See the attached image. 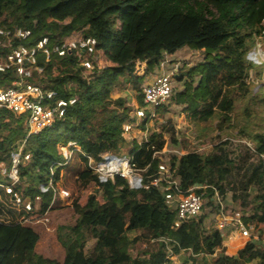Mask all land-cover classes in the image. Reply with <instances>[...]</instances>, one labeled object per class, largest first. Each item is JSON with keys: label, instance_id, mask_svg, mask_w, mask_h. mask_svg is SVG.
<instances>
[{"label": "trees", "instance_id": "obj_1", "mask_svg": "<svg viewBox=\"0 0 264 264\" xmlns=\"http://www.w3.org/2000/svg\"><path fill=\"white\" fill-rule=\"evenodd\" d=\"M1 18L0 25L6 29L31 30L30 38L23 42L26 45L43 36L53 41L71 34L95 37L97 49L111 65L100 69L94 62L95 69L86 73L72 53L52 56L46 62L39 58L45 69V79L40 80L58 97L76 95L77 101L62 120L26 139L24 151L30 158L19 164L14 189L21 191L20 181L26 178L30 184L24 193L33 206L36 195L47 196L40 193L39 185L59 178L64 158L58 146L74 141L83 152L72 156L83 165L77 170V179L82 186L94 182L102 199L91 193L84 205L72 202L79 223L66 227L64 234L58 232L64 248L62 261L35 252L39 235L20 218L36 209L16 207L5 190L10 179L1 169L25 138L26 127L21 116L0 112V264H170L169 248L175 255L191 251L195 257H189L194 261L211 255L209 264H264V247L257 244L264 241V132L250 135L241 129L238 138L216 136L211 148L202 152L183 140L184 153L169 157L182 188L206 186L197 190L205 192L206 205L213 206L214 192L223 197L230 192L241 209H250L247 222L259 231L258 239L246 242L236 255L226 253L222 233L207 226V214L174 228L176 212L167 206L159 188L133 189L120 176L100 184L85 156L99 161L104 152L126 146L122 124L130 118L132 108L124 106L117 90L125 82H133L141 90L144 74L134 73L135 63H144L149 74L157 69L164 53L185 47L205 55L203 61L184 72L181 66L175 74L180 81L185 78V84L198 77L186 98L195 111L193 119L207 123L217 117L218 129L230 121L234 92L249 93L246 79L254 64L247 56L256 36L264 33V0H0ZM4 52L0 50V54ZM15 78L12 70L0 72V87ZM184 94L179 93L180 98ZM2 119H7L6 126ZM162 128L130 149L133 167L144 186L157 175L160 158L155 153L163 150L167 139L175 138L170 122ZM47 208L48 203H42L39 211Z\"/></svg>", "mask_w": 264, "mask_h": 264}, {"label": "built area", "instance_id": "obj_2", "mask_svg": "<svg viewBox=\"0 0 264 264\" xmlns=\"http://www.w3.org/2000/svg\"><path fill=\"white\" fill-rule=\"evenodd\" d=\"M118 24L119 21H117ZM31 36V30L17 28L13 31L0 25V50L5 51L0 54V72L12 70L16 78L10 85L0 87V112L8 111L24 119L26 136L22 143L10 152L9 164L2 167L1 172L10 179L5 190L10 194L16 206L32 210L36 208L31 201H25L23 195L15 191L14 185L19 181L18 166L21 162L28 161L30 153L24 151L26 139L38 134L41 130L53 126L62 120L68 107L77 101L76 95L62 98L58 97L55 90L49 88L45 79V69L40 65L39 58L44 62L52 56L62 57L72 53L76 62L88 73L95 69L94 62L98 63L99 54L97 49V39L92 36H81L71 34L53 41L48 36H43L35 44L26 45ZM168 53H164L154 74L148 82H144L141 87V105L134 106L130 118L122 124L124 135H128L129 140L134 142L135 136L132 132L142 133L140 139L135 144L140 145L149 137L146 129L138 130L143 121L156 118L158 110L166 105L173 93V81L175 74L180 69V64H174L170 73L165 72V64ZM145 64L137 61L134 72L141 73ZM59 151L68 162L75 153H82L79 145L74 141H69L66 145L59 147ZM177 153L175 150L165 149L156 152L160 158L157 166V175L152 178L148 185H143L141 175L134 169L130 152L127 154H116L114 151L104 152L101 160L95 161L87 156V166L96 175L100 184L107 180H113L115 176L124 178L129 187L139 189L141 187H156L163 194L168 207L175 210L173 227L178 228L184 222L202 214L205 203L206 186H191L184 189L180 185V180L174 176V169L170 164L167 153ZM52 178L48 183L39 186L40 193L53 192ZM62 194V195H61ZM41 194L36 195L35 200ZM60 196L67 199L69 193L61 191ZM214 204L209 206L206 219L207 226L219 230L221 233L230 231L239 234L248 242L251 239L257 240L256 229L247 222L248 212L239 206L233 208L227 201V196L223 197L218 192H214ZM34 208V209H35ZM168 257L172 256L171 248L168 249Z\"/></svg>", "mask_w": 264, "mask_h": 264}, {"label": "rangeland", "instance_id": "obj_3", "mask_svg": "<svg viewBox=\"0 0 264 264\" xmlns=\"http://www.w3.org/2000/svg\"><path fill=\"white\" fill-rule=\"evenodd\" d=\"M2 19L3 18L0 20ZM204 57L205 55H203L201 51L195 50L191 47H185L181 50V52L178 51L173 56H167L168 62L165 64V71L170 73L172 69L168 66L180 64L181 66H184L181 69L182 72H184L190 67L196 65L198 62L203 61ZM247 57L254 64L253 68L248 71V77L246 79L249 84V93L242 96L239 91L234 92L235 107L230 113V121L223 122L220 129L217 128L220 122V119L217 117H214L211 122L207 123L199 122L193 119L195 111L193 106H188L189 99L186 98L187 94L192 93L193 88L198 82V77H196L194 81L188 82L190 85L185 84V78L182 81L174 78L173 93L168 103L158 110L156 118L143 121L142 124H140V127H138V130H140V128H147V133L150 135L152 132L162 131V127H168L170 122L172 131L175 133V138L167 139L163 149L172 152L176 150L177 153H167L168 159L172 154L180 156L184 153L183 145L185 141L188 145L197 147L198 151L202 152L211 148V145L217 141L216 136L226 138V134H229L234 138H238L237 135L241 129L249 132L250 135H254L258 132H264V33L256 36L254 46L251 48ZM110 65L111 64L108 63L105 56H103L102 53L99 54L98 68L102 69ZM142 71H144L143 84L151 79L154 72L146 74L145 68L142 69ZM134 73L139 76L143 75L142 73ZM184 91L185 94L180 98L179 93ZM117 95L124 99V106L132 108L130 110V115L134 106L141 105V90H136L133 87V82H125L123 86L119 87L117 90ZM6 120L7 119L1 120L2 126H6ZM166 132H164V134L168 137ZM0 133H2L1 127ZM132 133L135 136L132 144L128 135H124L123 133L127 143L125 147L115 151L116 154H127L130 152V149L136 145L135 142L141 138L142 133L139 131H134ZM186 138L188 140H186ZM239 140L243 141L245 139ZM59 147L60 146H58V149ZM71 159L68 162L63 161L61 163L62 169L60 170L59 178L52 183L53 192L50 191L45 197L39 196V199L35 200V202H37L35 208L36 211L20 218L23 224L31 226L39 235L35 252L44 257L57 259L59 261H62L64 257V248L58 240V232L64 234L66 227L74 226L79 223L78 215L73 209L72 202L77 200L81 205H84L87 197L91 193H96L97 199L99 201L102 200L100 189L94 182H90L86 186H82L80 184L76 173L78 169L83 168V165L78 162V159ZM7 166L8 165L5 167ZM20 182H22V188H20V190L23 191V193L21 191L18 192L25 196L24 190H26L30 182L26 178ZM62 190L69 193L67 199H63L60 196ZM226 196L230 206L233 208L238 207L237 203L232 201L230 192H227ZM24 200L30 201L29 196H25ZM45 202L48 203V208L46 211L40 212L39 210L42 208V203ZM205 202H207V198H205ZM206 204L207 203L204 205L203 214L209 209V206ZM16 207L20 208V206ZM243 210L245 213L247 211L249 216L250 209ZM256 231V233L259 234L257 229ZM134 233L135 231H132L131 234L133 235ZM224 235V237H226L227 234L224 232ZM224 240L228 241V239L225 238ZM257 244L264 247V241H259ZM133 254H135V252H133ZM208 258L210 260L207 262H211V257L208 256ZM203 262L204 261L197 259L195 264H205V262ZM183 263L184 260L179 258L178 264ZM187 264L189 263L187 262Z\"/></svg>", "mask_w": 264, "mask_h": 264}, {"label": "crops", "instance_id": "obj_4", "mask_svg": "<svg viewBox=\"0 0 264 264\" xmlns=\"http://www.w3.org/2000/svg\"><path fill=\"white\" fill-rule=\"evenodd\" d=\"M181 50H183V48L182 49H180V50H178V51H180L181 52ZM177 51V52H178ZM177 52H175V53H173V54H168L167 56L168 57H170V56H173L174 54H176ZM178 55H180V54H178ZM181 56H185V55H181ZM109 63V62H108ZM174 65V64H173ZM173 65H170V66H168L169 68H171L172 69V66ZM164 70H165V68H164ZM156 71V69L153 71V72H155ZM144 72V71H143ZM143 72H141L142 74H143ZM166 72V71H165ZM227 235H226V237H224L225 235H224V233H222V237H223V244H224V246L226 247V253L227 254H229V255H236V253H237V251L240 249V248H242L245 244H246V239L244 238V237H242V236H240L239 234H236V233H231L230 231H228V232H225ZM224 238L225 239H228V241L227 240H224ZM229 247H231V248H229ZM172 251V250H171ZM191 255V257H195V255H193L192 253H191V251H183V250H181L178 254H174L173 252H172V256L171 257H169L170 258V260H171V262H170V264H178V259L179 258H182L184 261L185 260H187L186 261V264H187V262L189 263V264H195V261L198 259V260H201V261H204L205 262V264H209L210 262H207L208 260H210L209 258H208V256L209 257H211V255H201V256H198L197 257V259L194 261L191 257H189ZM203 262V263H204ZM200 264V263H199Z\"/></svg>", "mask_w": 264, "mask_h": 264}]
</instances>
